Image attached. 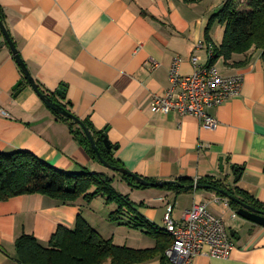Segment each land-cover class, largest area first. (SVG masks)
Listing matches in <instances>:
<instances>
[{
    "label": "crops",
    "instance_id": "0c3cea01",
    "mask_svg": "<svg viewBox=\"0 0 264 264\" xmlns=\"http://www.w3.org/2000/svg\"><path fill=\"white\" fill-rule=\"evenodd\" d=\"M225 2L0 0V8L8 34L39 90L65 88L63 104L94 132L105 135L120 169L153 183L191 186L178 181L198 185L196 181L220 180L264 205V70L259 52L214 62L221 74L243 76L239 95L209 110L217 128L205 129L192 116L153 114L149 109L151 97L170 88L174 58L182 59L180 73L191 75L192 56L202 65L208 63L206 49L196 48L199 42L220 47L224 27L214 23L210 40L205 32L210 17ZM246 57L252 58L247 65L232 66ZM154 62L159 66L152 70ZM19 82L17 94L13 88ZM18 151L67 173L108 176L114 191L160 229L167 205L173 207L176 221L194 204L206 205L212 215L223 219L233 249L227 258L202 254L193 264H264V226L239 216L242 207L235 212L229 203L225 207L224 202H216L220 197L208 191L209 185L181 192L138 189L117 171L119 177L109 175L111 169L93 159L68 124L35 93L0 36V153ZM116 209L101 195L66 204L40 194L0 201V264H21L15 242L22 235L47 247L59 227L73 230L78 216L116 246L153 249L156 240L127 225L130 217L109 220ZM139 264L170 263L157 257Z\"/></svg>",
    "mask_w": 264,
    "mask_h": 264
},
{
    "label": "trees",
    "instance_id": "16d2710c",
    "mask_svg": "<svg viewBox=\"0 0 264 264\" xmlns=\"http://www.w3.org/2000/svg\"><path fill=\"white\" fill-rule=\"evenodd\" d=\"M216 22L224 27V35L220 47L216 48L212 44L215 57L210 63L214 64L219 58L228 62L234 55L247 56L250 52H259L264 70V0H248L242 11L239 10L237 0H226L221 10L209 19L205 32L207 40H210L209 32ZM0 23L6 29L5 15L1 8ZM0 36H2L1 30ZM251 59V57H246L245 61L236 62L232 66H245ZM57 91H41V93L74 116L68 104H63L66 99L65 93L60 96ZM55 114L68 124L75 139L87 149L91 157L98 160L82 128L72 119L57 112ZM83 124L91 133L101 158L111 168H121L119 162L112 157L111 150L104 144L105 135L101 132H94L89 123L83 121ZM121 177L134 188H148V186L136 184L131 176L121 175ZM112 181L104 174L88 172L73 174L58 170L26 151L12 154L0 153V201L20 195L40 194L66 204L73 203L80 198L89 201L101 195L106 199L107 204H116L117 209L109 215L111 222H119L125 217H130L127 225L142 230L156 240V246L147 250L116 246L111 240H104L78 216L74 229L59 227L47 247L39 244L33 236L19 237L15 242L18 261L21 264H104L107 261L110 264H139L157 257L165 261V250L171 246L173 238L163 229L147 223L132 207L127 197L114 191ZM178 182L184 185L194 184V181L187 179ZM196 183L209 185L208 191H215L219 197L227 198L229 206L235 212L242 205L264 212V205L258 203L252 196L238 188L227 186L220 180L196 181ZM162 188L176 192L191 190L179 188L173 184H167Z\"/></svg>",
    "mask_w": 264,
    "mask_h": 264
},
{
    "label": "built area",
    "instance_id": "2783aa9c",
    "mask_svg": "<svg viewBox=\"0 0 264 264\" xmlns=\"http://www.w3.org/2000/svg\"><path fill=\"white\" fill-rule=\"evenodd\" d=\"M197 49H206L208 63L200 64L199 58L192 56L191 75L180 73L181 58H174L169 70L170 88L164 95H153L149 102L153 114L175 112L180 116H192L205 129H215L218 121L209 114V110L220 107L230 98L236 97L241 91L243 76L224 75L219 72L211 60L214 59V47L211 43L199 42ZM159 66L154 62L151 69ZM216 202H224L220 197ZM163 230L172 238V245L166 250L165 256L170 264H193L196 257L206 254L214 258H227L233 249L222 218L212 215L204 204H194L184 211L181 220L173 218V207L167 205L164 215ZM208 248L207 252L205 249Z\"/></svg>",
    "mask_w": 264,
    "mask_h": 264
},
{
    "label": "water",
    "instance_id": "95a60500",
    "mask_svg": "<svg viewBox=\"0 0 264 264\" xmlns=\"http://www.w3.org/2000/svg\"><path fill=\"white\" fill-rule=\"evenodd\" d=\"M0 30L2 33V36L4 38L5 44L10 48L16 63L19 65V67L22 69V72L26 78V80L29 82V84L32 86L33 90L35 91V93L39 96V98L46 104V106H48L50 109H52L53 111L57 112L58 114H61L62 116H65L67 118H70L73 120V122L77 125H79L85 136L87 137V139L89 140L93 151L95 152L98 161L101 162L106 168L117 171L120 174L123 175H127V176H131L134 181L136 182V184L138 185H142V186H148V187H153V188H158V187H163L169 183L171 184H175L177 186H179L180 188H185V189H196L199 188L201 186L199 185H191V186H182L181 184L177 183V182H164V181H158V182H147L142 178L136 177L134 175H132L131 173L127 172L124 169H120V168H111V166H109L100 156L98 149L95 145V142L91 136V133L89 132V130L84 126V124L77 119L76 117L72 116L71 114L67 113L66 111H64L59 105L55 104L52 102V100L50 98H47L45 95H43L41 93V91L39 90L38 86L34 83L33 79L31 78L25 64L23 63L19 53L17 52V49L13 43V41L11 40L8 32L6 31L5 27L0 23ZM22 82H19L16 86H14L13 90L16 91V93L18 94L20 90H18L19 86L21 85ZM66 92L65 88H60L57 93L58 95L62 96L64 93ZM104 144L106 145V147L109 150H113V148L109 145L108 141L106 140V138L104 139ZM221 170H223L222 165L220 167ZM239 177H237L236 180H238ZM208 186H205L204 188H206ZM216 192H219L218 190H216ZM238 215L241 216L242 218H245L246 220L252 221L258 225L264 226V212H260L257 211L256 209H253L251 207L242 205V209L238 211Z\"/></svg>",
    "mask_w": 264,
    "mask_h": 264
},
{
    "label": "rangeland",
    "instance_id": "374dc122",
    "mask_svg": "<svg viewBox=\"0 0 264 264\" xmlns=\"http://www.w3.org/2000/svg\"><path fill=\"white\" fill-rule=\"evenodd\" d=\"M247 1H248V0H237V5H239V10H241V11L244 10ZM107 173H108L109 175H114V176H117V177L120 176V174H118V173L115 172V171H111V170H107ZM120 177H121V176H120Z\"/></svg>",
    "mask_w": 264,
    "mask_h": 264
}]
</instances>
